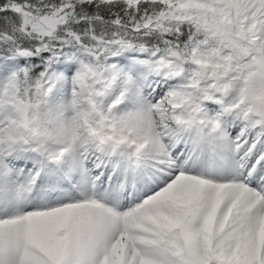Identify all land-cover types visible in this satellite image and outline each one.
Segmentation results:
<instances>
[{"label": "snow or ice", "instance_id": "6c2138e0", "mask_svg": "<svg viewBox=\"0 0 264 264\" xmlns=\"http://www.w3.org/2000/svg\"><path fill=\"white\" fill-rule=\"evenodd\" d=\"M0 264H264V0H0Z\"/></svg>", "mask_w": 264, "mask_h": 264}]
</instances>
